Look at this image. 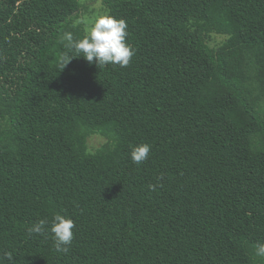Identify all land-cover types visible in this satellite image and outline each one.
<instances>
[{
  "label": "trees",
  "instance_id": "obj_1",
  "mask_svg": "<svg viewBox=\"0 0 264 264\" xmlns=\"http://www.w3.org/2000/svg\"><path fill=\"white\" fill-rule=\"evenodd\" d=\"M103 4L125 68L63 69L80 0H0V264H264V0Z\"/></svg>",
  "mask_w": 264,
  "mask_h": 264
},
{
  "label": "clouds",
  "instance_id": "obj_2",
  "mask_svg": "<svg viewBox=\"0 0 264 264\" xmlns=\"http://www.w3.org/2000/svg\"><path fill=\"white\" fill-rule=\"evenodd\" d=\"M83 22V21H81ZM127 23L109 14L100 15L86 29L82 39H74L71 32H65L63 39L67 41V52L62 56L63 69L71 62L73 57H83L88 62H95L100 68L108 65H118L125 68L129 65L135 54L132 47L126 43L128 35ZM150 145L139 144L132 146L131 160L141 164L148 159ZM152 187V186H150ZM47 221L40 220L28 228L29 235L35 233L43 235L46 231ZM74 221L62 215H55L50 225L54 248L58 253L66 254L73 240ZM256 255L264 257V244L256 245ZM8 260H12L11 252L4 253Z\"/></svg>",
  "mask_w": 264,
  "mask_h": 264
},
{
  "label": "rangeland",
  "instance_id": "obj_3",
  "mask_svg": "<svg viewBox=\"0 0 264 264\" xmlns=\"http://www.w3.org/2000/svg\"><path fill=\"white\" fill-rule=\"evenodd\" d=\"M80 1L88 7V9L81 11L78 20V23L83 24L86 29L91 27V23L95 20L97 16L107 14L103 4V0H80ZM224 40L225 37L215 36L213 41L211 42V45L215 46L217 44H221ZM104 141L106 140L100 136H92L89 139L90 150L95 151L104 143Z\"/></svg>",
  "mask_w": 264,
  "mask_h": 264
}]
</instances>
